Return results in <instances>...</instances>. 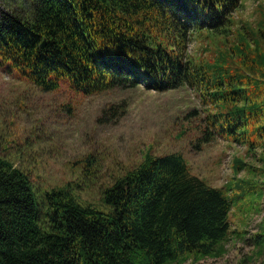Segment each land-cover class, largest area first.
<instances>
[{"label":"trees","instance_id":"obj_1","mask_svg":"<svg viewBox=\"0 0 264 264\" xmlns=\"http://www.w3.org/2000/svg\"><path fill=\"white\" fill-rule=\"evenodd\" d=\"M241 5L0 0L5 73L42 92L65 83L83 96L187 87L200 105L196 143L221 138L245 150L232 158L226 189L191 175L180 153H143L101 189V206L82 203L68 183L38 188L0 155V264H196L227 253L239 233L231 210L250 216L264 196V2L253 21L237 20ZM193 42L202 55L188 50ZM251 242L264 253V222Z\"/></svg>","mask_w":264,"mask_h":264},{"label":"rangeland","instance_id":"obj_2","mask_svg":"<svg viewBox=\"0 0 264 264\" xmlns=\"http://www.w3.org/2000/svg\"><path fill=\"white\" fill-rule=\"evenodd\" d=\"M257 2L242 0L237 20L256 19ZM193 43L188 50L202 55ZM193 110L200 105L187 87L156 93L138 86L83 96L65 83L42 92L0 69V155L30 174L38 188L68 183L82 203L95 206H101V189L138 165L147 152L180 153L191 175L226 189L234 175L232 158H242L244 147L221 138L196 143L202 123ZM259 209L249 216L234 207L229 221L239 233L232 234L227 253L196 264H264V253L258 255L251 242L264 222V196Z\"/></svg>","mask_w":264,"mask_h":264},{"label":"water","instance_id":"obj_3","mask_svg":"<svg viewBox=\"0 0 264 264\" xmlns=\"http://www.w3.org/2000/svg\"><path fill=\"white\" fill-rule=\"evenodd\" d=\"M45 42H42V44L40 45V48H44Z\"/></svg>","mask_w":264,"mask_h":264}]
</instances>
